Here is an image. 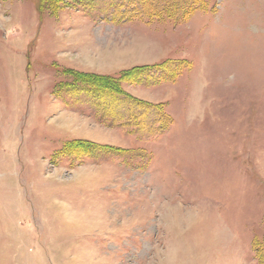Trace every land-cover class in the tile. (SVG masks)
<instances>
[{
	"label": "rangeland",
	"instance_id": "374dc122",
	"mask_svg": "<svg viewBox=\"0 0 264 264\" xmlns=\"http://www.w3.org/2000/svg\"><path fill=\"white\" fill-rule=\"evenodd\" d=\"M152 1L0 0V264H264V0Z\"/></svg>",
	"mask_w": 264,
	"mask_h": 264
},
{
	"label": "trees",
	"instance_id": "16d2710c",
	"mask_svg": "<svg viewBox=\"0 0 264 264\" xmlns=\"http://www.w3.org/2000/svg\"><path fill=\"white\" fill-rule=\"evenodd\" d=\"M130 1V0H129ZM134 2H140L141 5L146 6L145 7V11H144V16L145 17H151L152 15L154 17L159 18V16L157 15L158 13H156V6L157 4L155 3V1L152 0H133ZM179 3H183L186 4V8H184L185 11V16H190L192 15L193 11H196V9L199 8V6H202V4L204 3V0H178ZM42 2H40L38 5L40 7ZM175 12H172L166 16L172 17L173 15H177V12L174 14Z\"/></svg>",
	"mask_w": 264,
	"mask_h": 264
}]
</instances>
